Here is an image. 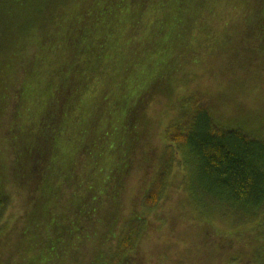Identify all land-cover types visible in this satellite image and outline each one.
Here are the masks:
<instances>
[{"label":"trees","instance_id":"trees-1","mask_svg":"<svg viewBox=\"0 0 264 264\" xmlns=\"http://www.w3.org/2000/svg\"><path fill=\"white\" fill-rule=\"evenodd\" d=\"M0 264H264V0H0Z\"/></svg>","mask_w":264,"mask_h":264},{"label":"rangeland","instance_id":"rangeland-1","mask_svg":"<svg viewBox=\"0 0 264 264\" xmlns=\"http://www.w3.org/2000/svg\"><path fill=\"white\" fill-rule=\"evenodd\" d=\"M163 5L165 0H162ZM168 5L164 6L163 8V14L162 12L158 13V18L161 17L162 15H164L163 18H160L157 20V25L159 26L158 29H161L162 31L165 29H168L171 27L172 31H175L176 29H180L186 32L191 31V22L189 21V17L186 16L184 13L185 11L178 9L175 12H170V10L168 9ZM154 19L156 18V15L153 16ZM164 19V21L166 23H163L162 20ZM172 21V22H170ZM168 32V31H166ZM172 33V32H171ZM85 100L87 98H90V95H86L85 96ZM209 213V222L211 223L212 227L215 229L216 233L219 235H226L229 232H231L232 230H236L234 228H236L234 225H231V223L229 222V220L225 217L220 218L217 215H215L212 211V209H208ZM212 212V213H211ZM244 228V227H242Z\"/></svg>","mask_w":264,"mask_h":264}]
</instances>
